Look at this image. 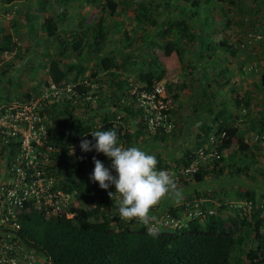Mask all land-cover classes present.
<instances>
[{"label": "trees", "instance_id": "16d2710c", "mask_svg": "<svg viewBox=\"0 0 264 264\" xmlns=\"http://www.w3.org/2000/svg\"><path fill=\"white\" fill-rule=\"evenodd\" d=\"M94 1H100L102 4L103 15L97 25L90 28L92 42L87 47L89 53L91 51L93 54L92 57H87L81 51L84 40L87 38L85 30L83 31L84 36H81L80 40L74 39L73 43H67L65 38L61 39L56 55H53L50 49L45 52V56L51 57L47 67L50 83L46 82V86L50 87L53 84L61 87L71 79L70 77H73L74 83L83 80L86 71L84 64L89 63L93 58L98 62L99 70L116 76L115 71L120 69V65L115 60L114 54L102 55V53L106 47V16H114L121 5L125 9L128 5L136 6L137 20L144 24L142 28L144 34L139 37L144 45L149 46L150 44L152 48L164 49L167 53L174 50L181 64L185 63L186 46L194 44L196 41H200L197 53L201 59L213 58L207 52L211 51L210 48L214 45L212 51L215 54L218 53V50H222L232 53L234 56L226 39L213 40L209 34L208 28L211 26L207 15L208 5H203V0H162L159 2L157 0H61L63 5ZM5 2L7 5L4 7L12 4V0H5ZM24 6L26 5L22 3L19 13L25 8ZM42 6L43 10H48L45 3ZM159 10H161V15ZM63 16H58L57 19L51 16L44 19L42 23L44 38L53 39L59 35L58 25L64 20ZM26 18V22H28L30 17L27 15ZM201 31H204L203 33L207 31L206 41L201 40ZM123 36V41L127 43L128 47L131 48L134 43L139 44L137 36L131 39L126 31H123ZM156 37L163 40V43L157 41ZM164 40H168L167 43ZM16 47L12 35H4L0 43V56L14 52ZM130 48L124 49V51L134 52V49ZM137 48H141V45ZM77 53L78 61L70 62L69 59L75 57L74 54ZM122 57L123 61H130L128 54H122ZM145 65L147 68L138 64L135 76V84L140 91H150L156 82L164 79L165 75V67L155 58ZM225 72V69L220 68L216 75L223 73L225 75ZM262 82L264 87V74ZM166 85L167 91L171 92L172 85L168 83ZM223 87L225 88V84ZM77 89L79 93L85 91L83 86H78ZM175 89L178 92L183 91L185 85L176 86ZM178 96V93L174 94V97ZM131 97L134 99V96ZM208 97L209 104H205V114L213 116L212 123L218 126L217 129L208 124L203 127V137L206 138V143L199 148L205 147L208 143L210 145V140L213 139L215 140L214 145L210 147L215 148L220 158L210 162L209 165L201 163L199 170L188 177L177 173V180L175 178L177 186L183 183L189 188L196 184L207 183L206 180L210 176L215 177V180L222 177L227 166L224 153L230 150L233 145L237 149L230 159L233 157L236 159L237 154H241L247 159V151L251 154L254 146L246 142L244 138L246 131L241 129L243 124L238 123L239 121L244 123L247 117L250 124L246 129L253 132L258 125L257 139H259L258 142L261 139L264 143V117L257 120L256 124L255 119L251 118L250 104L247 98L243 101L241 98L235 100V108H230L236 112L234 114L226 109V102L222 99L216 103V96L213 93ZM127 99H129V95H127ZM113 101L114 99H111V102ZM109 105L112 104L109 102ZM99 106H103V103L100 102ZM122 108H124L123 111L134 116L129 118L135 120L138 118L137 112L132 107L123 106ZM243 110L246 113L242 115ZM75 111L74 106L65 105L64 110H61L60 116L57 118L60 127L57 126L54 132L50 129V132L54 134L50 144L59 149V152L56 153L57 157H69L71 148L83 137L89 136L96 130H116L118 140L126 147L137 146L133 144V141L143 139L144 132L148 133L142 124L135 132L130 133L127 128H123V125L113 122L112 120L116 119V110H113L112 106L107 109L106 115L104 114L103 126L99 125V129L93 117L86 121L85 118L76 117ZM172 112L175 116V111L172 110ZM40 115L42 118L46 116L44 111ZM153 138L156 140L157 136ZM162 139L164 137L160 140ZM14 148L16 146L11 145L5 152L7 163L12 161L19 152ZM255 148L263 150L261 154L264 157V146L257 144ZM86 156L88 159L85 158ZM93 157L97 158L91 152L80 154L78 159L80 163L75 160L71 163L72 171L68 178L62 182L60 189L70 197L81 194V198L91 203L95 202L97 207L94 211H88L86 208H72V218H67L65 209L58 216L50 218H47L44 212L33 211L22 212L19 217L21 230L17 232V236L26 250H31L43 258L42 264H264V195H259L257 187L254 188V191H247L243 194L234 193L238 195L237 197L242 196L250 201L251 205L249 209L236 207L233 211L227 205L222 204L224 198L221 197L220 190L218 191L216 188L211 190L214 187L213 183L208 184L209 187L203 193L198 190L183 189L181 198L175 199L166 196L160 200L161 202L156 208L151 207L149 211L150 217L157 219L162 214L169 213L179 221L180 228L162 227L150 230L146 225H139L134 220L126 222L119 218L117 200L108 195L109 192L115 191V187L103 190L97 183H93L89 179L92 173L89 168L94 165ZM196 158L192 152L184 154L183 158L175 164V171L190 167ZM157 160L158 168L167 170L172 168L166 160L162 158H157ZM255 164V159H250L249 164L235 169L234 172L239 175V178L244 176L253 180L254 176L251 170L254 169ZM224 184L226 185V182ZM189 191L191 192L187 193ZM168 198H170L169 202H167ZM209 199L213 201H208ZM32 205L31 201L25 203L24 210L31 209ZM228 222L237 226L235 228L227 226Z\"/></svg>", "mask_w": 264, "mask_h": 264}, {"label": "rangeland", "instance_id": "374dc122", "mask_svg": "<svg viewBox=\"0 0 264 264\" xmlns=\"http://www.w3.org/2000/svg\"><path fill=\"white\" fill-rule=\"evenodd\" d=\"M159 1L162 0H157V2ZM6 3L5 0H0V7H3L0 8V43L4 35L10 34L17 47L14 52L0 56V118L5 117L6 115L1 116V114L4 110H9L10 108L11 111L9 113L14 116L12 121L17 118L23 121L25 117L21 115L23 111H26V114L30 117L37 113L39 118L41 117L40 123H38L40 131L38 134L49 144L51 137L54 135L52 132L57 126L60 127L59 119L57 118L60 116L61 110H64L65 105L76 108V117L85 118L86 121L93 117L95 123L98 124V129L100 128L99 125L103 126L102 118L104 114L106 115L107 109L112 106L113 110H116V119L112 121L123 125V128H127L130 133L135 132L141 125L139 118L136 120L129 118L134 116L123 111L124 108L122 107L129 106L133 108L132 102L135 99H132L131 96H133L132 93L136 86L137 66L142 64L144 68H147L145 64L148 65L152 58L158 60L165 67L163 80L166 84L172 85V91H167V97L170 101L169 106L178 115L180 112H191L192 119L195 114L199 116L205 111V104H209L208 96L211 93L216 96V103H219L222 99V101L226 102V109L236 114L230 108H235L236 99L241 98L243 101L248 96L247 88H252V86L254 88L253 94L255 95V103L253 104L256 107V112L253 113L255 122L256 119H259V115L257 116L258 110H263L264 108L263 100L258 95L257 88H255L260 76L264 73V0H203V5H208L207 15L211 26V28H208L210 30L209 34H211L213 40L226 39L231 46L230 51L234 52V56H232V53H226L222 50H218V53L215 54L212 51L215 47L214 45V47L210 48L211 51L207 52L213 58L201 59L197 53V49L200 48V41H196L194 44L186 46L184 64L180 63L174 50L167 53L164 49L152 48L150 44L149 46L144 45L139 38L144 34L142 31L144 24L137 20L138 11L136 6L133 4L128 5L125 9L121 5L114 16H106V47L102 53V55L107 53L114 54L115 60L120 65V69L115 71L116 76L99 70L98 62L93 58L89 63L86 62L84 64L86 71L83 80L81 79L74 83L73 77H70L71 79L66 81L61 87L53 84L50 87L45 85L46 82L50 83L47 67L51 59V57L45 56V52L50 49L51 53L56 55L57 51H59L61 39L65 38L67 43H73L74 39L80 40L81 36H84L83 31L85 30L87 38L84 40L81 51L87 57H92L93 54L91 51L89 53L87 47L92 42V31L90 28L96 26L103 15L102 4L100 1L63 5L61 0H12V4L4 7V5H7ZM22 3L26 6L19 13V7ZM43 3L48 6V10H43ZM7 13H11V18H5ZM159 13L161 15V10H159ZM27 15L30 17L28 22H26ZM61 15H64V20L58 25L59 35L53 39L44 38L45 34L42 31L44 19L50 16L57 19ZM123 31H126L131 36V39L137 36L139 44L134 43L131 48L128 47L127 43L123 41ZM203 32L201 31V40L203 41L204 39L206 41L208 37L207 31L206 33ZM257 37H261V39ZM156 40L161 44L163 43V40L158 39V37H156ZM167 41L164 40L165 43ZM139 45H141V48H137ZM57 46L59 47L57 48ZM127 48L134 49V52H125L124 49ZM122 54H128L130 61L127 59L128 62L123 61ZM74 55L75 57L69 59L70 62L78 61L76 57L78 53ZM220 68L226 70V76L224 73L216 75ZM254 73L259 76L256 83L250 82L252 79L249 78L251 77L250 74ZM183 84L185 89L178 92L175 87ZM222 84H225V88ZM78 86H83L85 91L79 93ZM175 93H178L179 96L174 97ZM127 95H129V99H127ZM111 99H114V101L111 102ZM100 102L103 103V106H99ZM109 102L112 105H109ZM49 109L53 111H50V113L47 111ZM133 109L135 110V108ZM262 110L260 111L261 118L264 117L262 115L264 111L262 112ZM42 111L46 114L43 118L40 115ZM135 112L137 111L135 110ZM136 116H140L138 112ZM238 123L243 124L241 129L246 131L245 140L251 141L254 139L256 142L259 140L257 139L259 134L257 132L259 129L258 125L250 133L246 129L248 121L244 123L239 121ZM20 125L29 127V123L26 121L21 122ZM50 129L52 132H50ZM176 130V134L172 136V139L174 138L175 140L176 135L179 134L178 125ZM152 136L149 132H144L143 139L140 138L136 142L133 141V144H136L141 149L147 148L146 144L152 140ZM119 142L122 144L121 141ZM3 144L4 142L1 141L0 161L5 160L4 147L6 146H2ZM122 145L126 147L125 144ZM50 146L53 147L52 144ZM56 153L58 152L53 147L52 152L48 156L42 154L38 157V162H40L42 168L45 167L41 177L44 178L45 174L47 179L52 182L53 193L50 191L51 197L48 200H42L40 204H35L31 209H28V212H42L45 207H49L54 193L58 194L57 197H60L61 208L65 209L66 213L70 214L72 208H86L88 211H94L97 207L95 202L91 203L81 198V194L68 197L60 189L62 182L68 178L72 171L71 163L74 160L80 163V160H78L80 154H68L69 157L60 158L56 156ZM91 153L97 156L96 159L102 161L106 167H110L111 161L104 154ZM239 156L238 154L237 157ZM85 158L88 159L87 156ZM261 159L262 162L258 164V168L251 170L254 179L244 177L245 183L250 184L251 187L246 186L245 190L240 188V192L254 190L257 187L256 190L259 195H264V186H262L264 184V157ZM86 161L93 164L88 160ZM231 163L234 164V161ZM236 166L241 168L243 164L240 161V163L237 162ZM93 169L94 165L89 168L90 172H93ZM226 178L229 180L226 182V187L229 186L230 191L234 190V192H237V189L243 186L239 176L235 173L229 176L226 175ZM223 181L224 177L220 178L217 181L218 186L221 184L222 187L225 183ZM207 185V183L196 184L187 189H192L193 191L206 190L209 187ZM213 185L214 187L211 190L216 188V185ZM234 186L236 187L234 188ZM259 187L263 188L261 189L262 192ZM169 201L170 198H168L167 202ZM227 226L235 228L237 225L228 222ZM30 252L35 257V264H42L43 258L38 254H34L31 250Z\"/></svg>", "mask_w": 264, "mask_h": 264}, {"label": "built area", "instance_id": "2783aa9c", "mask_svg": "<svg viewBox=\"0 0 264 264\" xmlns=\"http://www.w3.org/2000/svg\"><path fill=\"white\" fill-rule=\"evenodd\" d=\"M5 18H11V13H7ZM257 38L261 39V37ZM132 95L135 99V108L140 115L138 117L139 121L147 132L154 135L158 133L172 135L175 132L176 119L172 112L173 108L169 106L167 85L164 80L156 82L150 91H140L135 86ZM14 105L13 107H15ZM10 109L4 110L1 114V116H6L0 118V143L3 141L4 144L2 146L8 148L5 152L9 150L11 145L16 146L14 150H19V152L9 163L6 162L7 158L0 161V264H35L34 255L31 254L30 250H26L17 236V232L21 230L19 217L22 212L29 211L24 210L25 203L31 201L33 202L31 207H33L37 203L40 204L42 200H48L51 197L49 192H52L53 185L45 174L44 178L41 177L45 167L42 168L40 162H38V157L42 154L48 156L54 146H50L38 134L40 133L38 123H40L41 117L39 118L37 113L30 117L26 114V111H23L21 113V115L25 116L23 121L18 118L12 121L14 116L9 113ZM24 121L29 123L28 128L20 125ZM83 139L92 140L93 138L90 134L81 140ZM81 140L71 148L69 154L84 153L80 148ZM210 141V145H205V147L199 148L193 153L197 159L194 160V163L189 168H183L178 172L168 170L174 179L177 173L184 177L194 174L198 171L201 162L208 164L220 158L215 148L210 147L214 145L215 140L211 139ZM54 149L59 152L57 147H54ZM57 195L54 193L52 203L42 211L47 218L58 216L61 212H64L61 208L60 197H57ZM67 196L69 197V195ZM66 215L67 218L73 217L72 212L70 214L66 213ZM196 215H198L197 212ZM149 216L151 215L149 214ZM134 221L139 225H146L150 230L162 227L170 229L180 228L179 221L169 213L162 214L159 219L151 217L147 223L143 222V220Z\"/></svg>", "mask_w": 264, "mask_h": 264}, {"label": "clouds", "instance_id": "9594fccd", "mask_svg": "<svg viewBox=\"0 0 264 264\" xmlns=\"http://www.w3.org/2000/svg\"><path fill=\"white\" fill-rule=\"evenodd\" d=\"M132 106L135 108L134 101ZM135 110L137 111L136 108ZM90 134L92 140H81L82 152L94 150L97 154L102 153L111 164L106 167L102 161L93 157L94 169L89 179L103 190L115 187V191L108 195L116 198L121 220H143L147 223L151 219V207L162 198H181L182 192L174 177L167 169L157 167L155 155L137 146H123L114 129L93 131Z\"/></svg>", "mask_w": 264, "mask_h": 264}, {"label": "crops", "instance_id": "0c3cea01", "mask_svg": "<svg viewBox=\"0 0 264 264\" xmlns=\"http://www.w3.org/2000/svg\"><path fill=\"white\" fill-rule=\"evenodd\" d=\"M239 73V72H238ZM264 74V73H263ZM263 74L260 76V80L257 82L258 80V75L257 74H250L251 77H249L250 79H252L250 82H255L256 83V87L258 91V95L261 96L263 103H264V87H263V82H262V77ZM245 78V77H243ZM245 79H248L247 77ZM254 93V88L252 86V88H247V94L248 96L246 97L249 100V108L251 111V118L255 119V116L253 115V113L256 112V107H254V103H255V95ZM262 109L258 110V114L259 115V119L261 118V111ZM264 111V108L262 110V112ZM242 115L246 113L245 110H243V112H241ZM192 113L191 112H186V113H182L180 112V114L178 115L176 113V115L174 116L176 119V124L178 125V129H179V134L176 135V140L173 138L172 136L176 134V131L172 134V135H163V134H152V137L157 136V139L154 140V138L152 140H150L146 146L147 148H143V150H145L146 152H149L150 154H153L156 156V158H162L164 160L167 161V163L169 165H171L172 168H169L168 170H173L175 171L174 167L175 164L177 163V161H179L181 158H183V155L188 153V152H192L194 153L199 147H201L202 144L206 143V138L203 137V127L208 124V125H213L214 127H216L215 129H217L218 125H214L212 123L213 121V116L211 115H207L205 114V111L202 112V114H195L193 115V119H192ZM242 115H241V119H242ZM244 121H248V126H249V118L247 117ZM257 121V119H256ZM249 128V127H248ZM250 131V130H248ZM258 132V131H257ZM252 133V132H250ZM201 135V136H200ZM246 136V132L245 135ZM162 140H160L161 138H163ZM255 137V136H254ZM160 138V139H159ZM259 141V140H258ZM256 142L254 139L249 141L246 140L247 143H249L251 146H254L251 150V154L247 151V159H245L244 156H241V154H239V157H236V159H234L235 157H233L232 159H230L231 155L233 153H235L237 147L235 148V145H233V147L228 150L227 152L224 153V157L225 159H227V166L225 168V172L223 174L222 177H224V181L223 182H227L229 181L226 178V175L229 176L232 173H235L234 170L239 168L236 167L237 162L241 164L245 165L247 163H250V159L254 160L256 157V164L254 165V170L258 168V164H260L262 161V154L261 151L263 150H259V148H255V145L259 144L261 146H264L263 140L260 139V142ZM197 146V147H195ZM195 147V148H194ZM159 148H161V150H159ZM238 155V154H237ZM230 161V163H229ZM232 161H234V164L231 163ZM248 161V162H247ZM253 169V168H252ZM236 174V173H235ZM238 175V174H236ZM239 176V175H238ZM220 177V178H222ZM219 177L215 180V177H209L207 178V184H215L217 185L216 189L219 191L220 190V195L222 198H224V202L222 204L227 205L228 207H230L229 209L231 211H233L234 208L236 207H245V208H250L251 202L247 201L244 197L240 196L237 197L238 195H235L234 193L240 192L239 189L242 188V190H245L246 186L251 187V185H249L248 183H245V178L244 176H240L241 182L243 183V186L239 187L237 189V192L230 191L229 186L226 187V185L224 184L222 187L218 186L217 181L220 179ZM185 186V187H184ZM264 186V184L262 185ZM180 190L183 189H187V186L185 184H180L179 186H177ZM184 187V188H183ZM236 186H234L235 188ZM263 188L259 187V190L262 192ZM200 192H205V190H198ZM249 191H254V190H249ZM247 192V191H245ZM243 192V193H245ZM241 194H243L242 192H240ZM220 198V197H219ZM213 199V198H212ZM209 199L208 201L212 200ZM184 200V199H182ZM213 201V200H212ZM264 201V200H263ZM159 202L158 201L155 205H153L152 207H157ZM162 210V209H161ZM161 212V211H160Z\"/></svg>", "mask_w": 264, "mask_h": 264}]
</instances>
